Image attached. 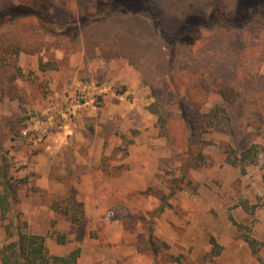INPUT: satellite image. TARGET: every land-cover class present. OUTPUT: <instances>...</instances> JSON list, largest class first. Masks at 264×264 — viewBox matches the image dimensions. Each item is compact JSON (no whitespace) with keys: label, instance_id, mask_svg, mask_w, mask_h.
Returning <instances> with one entry per match:
<instances>
[{"label":"rangeland","instance_id":"obj_1","mask_svg":"<svg viewBox=\"0 0 264 264\" xmlns=\"http://www.w3.org/2000/svg\"><path fill=\"white\" fill-rule=\"evenodd\" d=\"M41 3L45 22L0 15V171L17 186L0 248L31 232L80 247L77 264H264V0ZM196 14L218 17L179 44ZM195 71L206 144L187 156L150 106L180 117ZM252 143L256 163L226 160Z\"/></svg>","mask_w":264,"mask_h":264},{"label":"trees","instance_id":"obj_2","mask_svg":"<svg viewBox=\"0 0 264 264\" xmlns=\"http://www.w3.org/2000/svg\"><path fill=\"white\" fill-rule=\"evenodd\" d=\"M121 1V0H117ZM3 6H0V15H5L9 20L16 21L22 15L37 16L41 21H46L43 12L39 6L41 0H21L19 3H12V0H0ZM6 6V7H5ZM263 9V8H262ZM216 16V17H215ZM210 16L196 14L186 18L179 31L175 35L178 43L184 45L185 34H192L200 28L202 24H206L213 19H217V15ZM215 17V18H214ZM0 38H2L0 36ZM191 43V42H190ZM194 43V42H192ZM3 41L0 40V46ZM212 81L219 80L214 77ZM188 84L189 101H182L180 110L181 115L178 118L164 116L158 109L156 104H152L150 109L158 113L161 127L164 129L168 138L176 144L182 146L187 156L197 155L201 153L202 147L206 144L197 134V128L193 125L192 117L198 109V105H192V102L202 101L208 95L211 85L209 79L203 77L195 71L190 73ZM214 87V91L220 93L225 99H230L231 95H237L234 86L224 84ZM196 103V102H195ZM226 160L242 169L249 164L257 162L260 149L255 143H252L240 150L228 146L225 148ZM0 224L2 219H6L7 212L10 210L14 201H16L17 186L8 176L6 171H0ZM6 228L11 235V223H6ZM246 240L255 253L259 252L258 241L251 235L246 236ZM60 241H65V235L60 234ZM216 245V244H214ZM2 264H77L81 254V248L76 247L65 255L51 254L46 244V235L31 232H20L17 238L12 239L0 248Z\"/></svg>","mask_w":264,"mask_h":264}]
</instances>
